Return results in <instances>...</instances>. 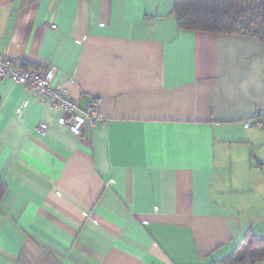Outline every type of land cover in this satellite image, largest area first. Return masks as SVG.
I'll return each mask as SVG.
<instances>
[{"label":"crops","instance_id":"1","mask_svg":"<svg viewBox=\"0 0 264 264\" xmlns=\"http://www.w3.org/2000/svg\"><path fill=\"white\" fill-rule=\"evenodd\" d=\"M173 9L0 0V55L55 67L105 121L75 136L0 80V264H222L264 237V44L179 30Z\"/></svg>","mask_w":264,"mask_h":264},{"label":"trees","instance_id":"2","mask_svg":"<svg viewBox=\"0 0 264 264\" xmlns=\"http://www.w3.org/2000/svg\"><path fill=\"white\" fill-rule=\"evenodd\" d=\"M173 16L179 30L258 39L264 44V0H174ZM24 70L38 66L21 63ZM7 187L0 177V206ZM264 262V237L249 229L237 250L222 264Z\"/></svg>","mask_w":264,"mask_h":264},{"label":"built area","instance_id":"3","mask_svg":"<svg viewBox=\"0 0 264 264\" xmlns=\"http://www.w3.org/2000/svg\"><path fill=\"white\" fill-rule=\"evenodd\" d=\"M56 29V26H52ZM57 69L49 67L40 71L24 70L16 60H11L0 55V80L8 79L22 85L31 93L37 95L40 101L49 108H61L63 116L60 124L66 127L73 135L81 136L85 129L103 127L105 121L101 116L100 104L93 100L86 111H80L78 104L72 99L69 90L56 82ZM21 110L16 111L20 115ZM264 126V117L260 119ZM250 123L246 122L245 128ZM39 132L45 133L47 125H40Z\"/></svg>","mask_w":264,"mask_h":264}]
</instances>
